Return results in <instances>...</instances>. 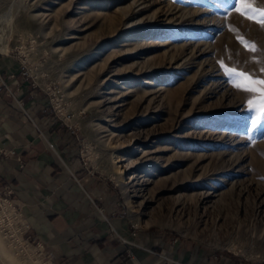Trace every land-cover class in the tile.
I'll return each mask as SVG.
<instances>
[{"label":"rangeland","instance_id":"rangeland-1","mask_svg":"<svg viewBox=\"0 0 264 264\" xmlns=\"http://www.w3.org/2000/svg\"><path fill=\"white\" fill-rule=\"evenodd\" d=\"M243 3L0 0V55L82 134L139 230L264 264V112L242 78L264 79V0ZM37 245L0 232L2 264H49Z\"/></svg>","mask_w":264,"mask_h":264},{"label":"crops","instance_id":"crops-1","mask_svg":"<svg viewBox=\"0 0 264 264\" xmlns=\"http://www.w3.org/2000/svg\"><path fill=\"white\" fill-rule=\"evenodd\" d=\"M0 77V192L49 264H242L139 230L113 181L87 160L82 134L57 118L19 63L0 55Z\"/></svg>","mask_w":264,"mask_h":264},{"label":"built area","instance_id":"built-area-1","mask_svg":"<svg viewBox=\"0 0 264 264\" xmlns=\"http://www.w3.org/2000/svg\"><path fill=\"white\" fill-rule=\"evenodd\" d=\"M1 154L2 151L0 150ZM27 230L19 207L5 194L0 192V232L21 253H28V251L36 249L27 238ZM37 246L43 252V247L41 245Z\"/></svg>","mask_w":264,"mask_h":264},{"label":"snow or ice","instance_id":"snow-or-ice-1","mask_svg":"<svg viewBox=\"0 0 264 264\" xmlns=\"http://www.w3.org/2000/svg\"><path fill=\"white\" fill-rule=\"evenodd\" d=\"M253 3L254 0H244V3L241 5V10L244 11L245 14L247 12H253V9H255ZM258 11L260 12L261 16L264 17V9H259ZM260 23H264V20L260 21ZM253 47L254 46H252V50ZM242 78L247 81V86L243 90L246 92L255 93L261 97L258 110L264 112V79H256L247 73H245L244 77ZM253 109L255 110V105H253Z\"/></svg>","mask_w":264,"mask_h":264}]
</instances>
